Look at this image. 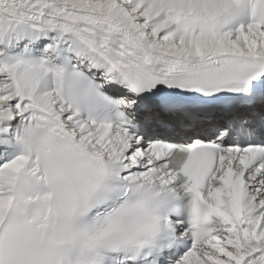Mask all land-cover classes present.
<instances>
[{"label": "snow or ice", "instance_id": "6c2138e0", "mask_svg": "<svg viewBox=\"0 0 264 264\" xmlns=\"http://www.w3.org/2000/svg\"><path fill=\"white\" fill-rule=\"evenodd\" d=\"M0 264H264V0H0Z\"/></svg>", "mask_w": 264, "mask_h": 264}]
</instances>
